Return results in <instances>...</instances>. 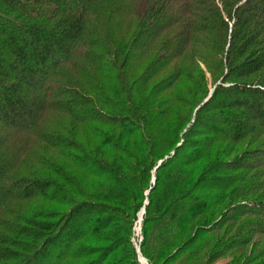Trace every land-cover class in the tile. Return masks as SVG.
I'll list each match as a JSON object with an SVG mask.
<instances>
[{
    "label": "trees",
    "instance_id": "trees-1",
    "mask_svg": "<svg viewBox=\"0 0 264 264\" xmlns=\"http://www.w3.org/2000/svg\"><path fill=\"white\" fill-rule=\"evenodd\" d=\"M246 140L264 156V0H0V264H107L142 200L141 258L198 264L211 194L264 189L242 158L211 179Z\"/></svg>",
    "mask_w": 264,
    "mask_h": 264
},
{
    "label": "rangeland",
    "instance_id": "rangeland-1",
    "mask_svg": "<svg viewBox=\"0 0 264 264\" xmlns=\"http://www.w3.org/2000/svg\"><path fill=\"white\" fill-rule=\"evenodd\" d=\"M172 6H174V4ZM158 38L163 40L160 36ZM204 70L206 74V88L208 91L213 90L212 78L205 68ZM201 114L202 117L205 116V113ZM218 124V122H211V128L217 127ZM201 126V129H205L204 126L208 127V124L206 125L203 122ZM247 141L251 140H246L244 144L236 148L232 153L228 151L221 155L215 150L211 152L209 158V161L211 160V168L221 170L219 173H211V179H219L215 181L218 184L217 186L223 187L222 185L226 183V180H228L231 174H234V172L227 170L238 167L237 164L236 166L235 164L232 166L230 165V167H228L227 164L231 160L242 158L244 159V164L252 168L255 166L257 167L254 170L249 169L245 171L244 176L248 175V177L252 178V183H256L257 186L259 185L261 188H264V166H262L264 163V156L260 154L254 157L250 156L249 150L252 152L255 145L247 146ZM215 147L218 149L220 146ZM160 163L159 160L155 163L154 170L158 168ZM220 165H225V167L222 168ZM240 175L242 174L238 176ZM253 176L256 177L255 180ZM152 187H155V177L145 185V190L149 192ZM245 191H247L245 192L246 195L241 198H234L235 195L237 196L238 192L236 190L233 191L232 188L211 194L212 197L220 198V200L213 206L211 205L212 209L208 211L207 214L196 219L189 233L193 235L198 230L211 232V245L205 248V252L201 256V259H199L198 264H264V189H261L257 194L248 193L247 188ZM260 194H262V196H260ZM145 195H147L146 192H144V196ZM139 203L144 204V206L140 208L136 218L133 219V217H131L126 221L129 226V235L120 236L118 233L108 232L105 233L104 243L92 244L96 246V248H99L96 252H100L102 251L100 248L101 246L106 247V245H114V242L121 237L119 241L122 242V245H119L118 248L115 247L116 249H114L115 251L109 256L107 264L120 263L121 259H123L126 264H140L139 256L141 255L137 253L136 245L139 246L138 250L140 252V246L144 240L143 221L147 216L145 213V206L148 202L142 200ZM145 203L147 204L145 205ZM140 215H142V221L140 226H138L139 224L137 223ZM120 217L121 219L125 218L124 216L122 218L121 215ZM137 227L140 228L138 235L136 232ZM123 236L124 238H122ZM132 250L136 251L135 258L131 256ZM101 254L102 252L95 257H99ZM144 260L146 264H151L146 259Z\"/></svg>",
    "mask_w": 264,
    "mask_h": 264
},
{
    "label": "water",
    "instance_id": "water-1",
    "mask_svg": "<svg viewBox=\"0 0 264 264\" xmlns=\"http://www.w3.org/2000/svg\"><path fill=\"white\" fill-rule=\"evenodd\" d=\"M211 94H212V92L209 94V96L207 97V99L204 101V103L201 106H203L205 103H207L209 101V99L211 98ZM147 194H148V192H147ZM146 204L147 203H145V205ZM143 210H144V208H143ZM137 253L140 255L139 251H137ZM139 257H141V256H139ZM139 259H141V258H139Z\"/></svg>",
    "mask_w": 264,
    "mask_h": 264
},
{
    "label": "built area",
    "instance_id": "built-area-1",
    "mask_svg": "<svg viewBox=\"0 0 264 264\" xmlns=\"http://www.w3.org/2000/svg\"><path fill=\"white\" fill-rule=\"evenodd\" d=\"M137 224H139V220H138V223H137ZM138 247H139V246L136 245V250H137V251H139V250H138ZM139 258H140V257H139ZM139 262H140V264H142L141 259H139Z\"/></svg>",
    "mask_w": 264,
    "mask_h": 264
},
{
    "label": "bare ground",
    "instance_id": "bare-ground-1",
    "mask_svg": "<svg viewBox=\"0 0 264 264\" xmlns=\"http://www.w3.org/2000/svg\"><path fill=\"white\" fill-rule=\"evenodd\" d=\"M139 253H140V252H139ZM140 258H141V257H140ZM141 261H143V259H142V258H141ZM142 264H146V263H145V261H144V263L142 262Z\"/></svg>",
    "mask_w": 264,
    "mask_h": 264
}]
</instances>
